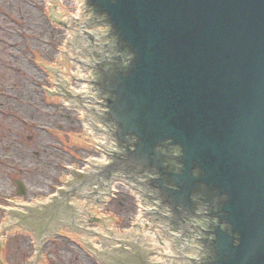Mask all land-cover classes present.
I'll return each instance as SVG.
<instances>
[{"label":"water","instance_id":"obj_1","mask_svg":"<svg viewBox=\"0 0 264 264\" xmlns=\"http://www.w3.org/2000/svg\"><path fill=\"white\" fill-rule=\"evenodd\" d=\"M86 8L108 25L106 33L86 38L96 93H59L77 104L99 102L102 109L92 110L113 135L114 147L109 163L75 171L51 202L47 196L41 205V196H34L35 206L19 208L27 209L19 213V231L28 229L35 243L31 264H39L41 243L57 235L55 229H70L88 249L87 234L73 226V196L83 198L77 204L84 229L104 240L105 234L134 240L131 247L102 250L103 239L92 235L100 262L152 264L149 246L135 242L147 238L160 264H173L171 245L162 247L159 238L174 232L183 248H198L197 264H264V0H86ZM37 61L53 79L51 66ZM54 67L63 70L56 60ZM43 90L47 98H59ZM90 134L101 148L106 137ZM74 166L65 164L69 177L61 185ZM119 176L138 183L130 188L141 214L148 203L162 216L155 230L144 225L147 220L122 236L114 235L110 222L90 225L107 219L95 206L106 203L108 195L99 194H110ZM116 190L110 200L127 191L121 184ZM92 194L99 203L85 200ZM0 212L1 231L17 227L8 226L7 211ZM0 264H6L1 250Z\"/></svg>","mask_w":264,"mask_h":264},{"label":"rangeland","instance_id":"obj_2","mask_svg":"<svg viewBox=\"0 0 264 264\" xmlns=\"http://www.w3.org/2000/svg\"><path fill=\"white\" fill-rule=\"evenodd\" d=\"M8 1L13 4V10L0 2V30H14L18 35L14 49L21 67L19 84L33 82V85L30 83L32 99L26 100L27 94L22 91L15 104L24 112L30 110L32 121L21 111L15 119L20 123V130H24L23 136L32 134L37 145L34 159L27 156V147L20 145L15 150L17 156L11 161L10 157L3 156L11 147L0 141V211L10 206L11 194H19L11 177L13 163L20 170L19 178L25 192L18 201L36 203L34 196H41L43 203L47 196L56 193V187H62L61 178L67 176L65 164L80 167L86 156L93 154L80 136L84 130L76 112L59 104L60 98H47L43 90L50 80L45 67H39L37 58L54 67L62 31L54 26L53 19L45 16L49 9L40 0ZM29 9L31 15L28 16ZM45 43L50 45L47 49ZM8 116V111L0 106V136L9 128ZM102 210L111 213L114 220L109 222L114 229L124 231L136 215V203L127 190L108 201ZM0 224H5V212H0ZM55 230L57 235L47 237L42 245L39 264H104L90 258L88 249L79 246L82 238L70 235V229ZM0 235L3 236L0 250L5 263L29 264L35 243L28 229L19 231L17 226L1 231L0 228Z\"/></svg>","mask_w":264,"mask_h":264},{"label":"flooded vegetation","instance_id":"obj_3","mask_svg":"<svg viewBox=\"0 0 264 264\" xmlns=\"http://www.w3.org/2000/svg\"><path fill=\"white\" fill-rule=\"evenodd\" d=\"M0 2L8 4L13 10V4L8 0H0ZM26 15H31L30 9L26 11ZM1 18L2 14L0 13V19ZM17 39L18 35L14 32V30H0V106L4 107V109L8 111L9 116L6 121L10 122L9 128H6V130H4L1 134L0 141L11 147L8 153L3 152V156L10 157L12 159L11 161H13L15 156H17L15 154V150H18L20 145L26 146L28 149L27 156L30 159H34L37 145V142L32 134L23 136L24 130H20V123L18 119H15V116H19L20 111L29 121H32L33 118L30 110H25L24 112L22 109H18L20 108L19 105H15L21 96L22 91L27 94V96L24 97L26 100L32 99L30 83L33 85L32 81L29 83L24 82V84H19V82H21V67L17 61L14 49V44ZM25 79L26 78H24V81ZM23 85H25V87H23ZM11 170L13 173L11 174V177L16 184L17 190L20 191L18 185L20 170L14 163L11 166ZM18 195H15V193L11 194L12 198L8 200V203L13 204V199H15Z\"/></svg>","mask_w":264,"mask_h":264},{"label":"bare ground","instance_id":"obj_4","mask_svg":"<svg viewBox=\"0 0 264 264\" xmlns=\"http://www.w3.org/2000/svg\"><path fill=\"white\" fill-rule=\"evenodd\" d=\"M97 157V156H96ZM134 200H135V198H134ZM135 203H136V205H138L137 204V202H136V200H135ZM36 203H24V202H21L20 203V205L21 206H27V205H35ZM42 204V203H41ZM107 213L108 212H106V213H103L102 212V215H103V219H105V218H108V215H107ZM137 215H138V213H137ZM137 215H136V218H137ZM135 218V219H136ZM113 230V232H114V235L115 236H117V235H122V234H127V233H130V231H131V228H129V229H127V230H125V231H122V232H119V231H117V230H115V229H112ZM56 232H57V230H55ZM44 243H41V246H40V252H42V245H43ZM29 264H31V260L29 261Z\"/></svg>","mask_w":264,"mask_h":264}]
</instances>
